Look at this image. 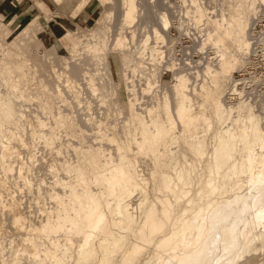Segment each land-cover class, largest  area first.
Masks as SVG:
<instances>
[{
	"label": "bare ground",
	"instance_id": "1",
	"mask_svg": "<svg viewBox=\"0 0 264 264\" xmlns=\"http://www.w3.org/2000/svg\"><path fill=\"white\" fill-rule=\"evenodd\" d=\"M96 1L101 18L67 26L66 52L36 49L47 17L0 31V264H237L264 250V102L234 76L264 47V0ZM187 20L203 28L192 41ZM178 41L199 55L192 74L173 70ZM47 126L86 136L74 165ZM34 143L57 149L51 182Z\"/></svg>",
	"mask_w": 264,
	"mask_h": 264
},
{
	"label": "rangeland",
	"instance_id": "2",
	"mask_svg": "<svg viewBox=\"0 0 264 264\" xmlns=\"http://www.w3.org/2000/svg\"><path fill=\"white\" fill-rule=\"evenodd\" d=\"M63 1H65V0H0V25H1L0 31L1 32L4 31L7 28L6 25L8 26V28L10 30L17 28L16 27L17 21L21 17L23 18V16H26V14H28V17L26 18L25 25L26 24L28 25L29 23L34 21V19L38 16L47 17V18H49V24H48L49 29L39 36V39L36 42V49H38L39 51L42 52L44 49L51 48L53 51H57L58 48H60L61 51L63 50L64 52H66L68 47H69V43H71V41L74 40V37L68 33L69 28L71 30L76 29L77 31L82 30V29L87 31V30L91 29L92 26H94L98 22V20L101 18L102 13H103L102 12L103 8L100 6V2H97L96 0H74L73 1V7L74 8L71 11H68L69 7ZM167 1L168 0H165L164 2L166 3ZM189 2H190V0H188L186 5H189L188 4ZM200 2L203 3V1H201V0H200ZM175 3H177V2H175ZM61 5H63V6H61ZM173 11H174L173 12L174 17L179 18V16L181 15L180 9L179 8L173 9ZM211 12H213V10H207V13H211ZM258 20L259 21H257L256 26L254 27V35H255L256 39H258V36H260L259 34H261L263 29H264V15L261 14V16L259 17ZM185 28L187 29V31H185V34L187 35L186 36L187 41L188 40L192 41V40H194L193 38H196L197 36L199 37L200 36L199 31L203 30L202 26L200 24H194L193 20H187V22L184 24L182 31H184ZM17 30H18V28H17ZM19 31L20 30H18L17 32H19ZM7 33L8 32L6 31L5 34H7ZM179 35H180V31L176 27H174V26L170 27V29H169V37L170 38L177 39L179 37ZM258 41H259V39H258ZM149 42H151V40H149ZM180 42L181 41H178V43L176 42V45L174 46L175 51H177L175 53V55H176L175 57H176L177 61L171 63L174 65L173 70L180 71V70H182V66L184 65L183 67H186L187 73L192 74L193 71L191 69H193L196 66L197 59L199 58V55L196 53H193V54L191 53V54H189V56L188 55L182 56L183 55L182 46H184V45L182 44V42L181 43ZM253 43H255V41H253ZM256 43L258 44V46L254 45V48H253L254 53L253 52H251L252 54L250 53L251 55L249 57V62H248L249 64L247 63L246 65H241L237 69V72L235 73L234 76L236 79H238L236 81L238 90L243 89V90L249 91V92L250 91L253 92V90H254L253 93H256V94H253V96L255 95V97H256L255 100H260V98H261V100H263V102H264V47L261 43L259 44V42H257V41H256ZM116 48L117 47H114V50ZM119 48H120V46H118V49ZM180 48H182L181 51H180ZM162 54H163V52H161V55ZM208 56H209L208 59L212 58L213 52L208 51ZM112 57H115V58H113L112 63H111L113 73L115 75V78H117L118 80H121L122 76H121V70H120L119 62H118L116 56H112ZM187 57H189V58H187ZM168 59H170V58H168ZM166 70L170 71L171 68L168 67V68H166ZM164 76L168 77L167 74H164ZM155 91H157V89L155 88V85H153L151 88L144 90L143 95L142 96L139 95V98L148 97L151 95V93H154ZM260 96H262V97H260ZM257 97H259V98L257 99ZM69 100L67 99L66 102L69 103L68 102ZM234 100H236V93L229 92L228 101L231 102ZM73 101L76 102L75 100H73ZM148 102H149L148 99L144 98L142 100L139 99V101L136 102L135 104L139 105L142 103L141 105H144L145 103H148ZM67 103L63 104V107L60 108L61 112L64 111L65 109H67V105H68ZM80 104L82 105V103H80ZM77 106L80 107V105H77ZM77 106L73 107V104H69L68 109L70 108V111L73 110V112H76L79 109V108L77 109ZM50 121L51 120H46L45 122L49 123ZM50 124H54V122L52 121L49 123V125ZM48 128H49V126L46 127L47 130H48ZM49 130L51 131L52 128H49ZM55 130L57 132H61V134H62L63 129H59L60 131L57 129H53L52 131L54 132ZM72 133L73 132H68V133L62 134L63 135L62 139L59 136L57 137L58 138L57 140H59V138H60V141H58V143L59 142L64 143V145L62 147L63 149L61 148V151H60V153H61L60 156L61 157L63 156L64 161L66 159L68 160V158H66L67 155H68V157L70 155L72 157L74 155V152L76 155V151L73 150L74 152L73 151L69 152L70 149L80 148V150H82L83 147H86L85 146L86 145V143H85V140H86L85 137L86 136L81 137V133H79L78 137H76L74 135V133L73 134ZM70 134H72V135H70ZM172 136H174L173 133H172ZM78 138H79V140H78ZM57 140L55 142V146L58 144ZM65 141H66V144H68L70 142L74 148L71 147L70 143L68 145H66ZM74 141H76V142H74ZM95 141L97 143L99 141V139H96ZM72 143H76V145L72 144ZM36 144H37V146H36ZM31 145H30V147H31ZM33 145L34 146L31 147V153L33 152L32 154L33 155L35 154L34 155L35 160L33 161L35 163H33V165H34V167H37V168L39 167V169H40L39 174H40L41 179H42V176H44L43 178L46 179L47 182H49L50 179H51L50 180V182H51L53 180L51 178L52 176L49 175V177L50 176L51 177H50V179H47L48 177L46 178L45 176L48 174V172L46 174L45 170H43V169H46L47 166L49 165L51 159L53 160V158L56 156V153H55L56 148H55L54 144H53L54 147L52 145H51L52 146L51 148L49 146L46 147V148L49 147L50 150L45 149V147L43 148L42 144L38 145V143H34ZM40 145H41V147H40ZM64 146H65L66 150H65ZM52 148H54V149H52ZM51 149L54 151L55 155H53L54 153ZM67 149H68V152H67ZM43 150H44V152H43ZM83 150H85V148ZM47 151H52V152H47ZM77 151H79V149H77ZM62 152H65L64 155H62L63 154ZM49 153H50V155H49ZM57 155H59V154H57ZM71 157L69 159H72ZM75 157L76 156H74V158ZM47 160L49 163L47 162ZM65 162H67L68 165H70V164L74 165L76 161H75V159H72L70 161L68 160ZM145 164L140 163V165H139L140 167L138 168V169H140L139 171L146 172L147 169H145V168L149 165V161L145 160ZM44 166H46V167H44ZM42 167H44V168H42ZM42 171L45 173H43ZM42 174H45V175H42ZM48 203H50V202L48 201ZM50 204H52V202ZM46 206H47V204H46ZM50 206H52V205H50ZM47 208H50V207L47 206ZM258 248L259 247H257V249H256V251H254V253L252 251H251L252 253L248 254V255L246 253H243L242 255L244 256V258H243V256H241L242 258L241 257L239 258V262L237 264H264V250L261 251ZM5 264H7V263H5ZM22 264H24V263H22Z\"/></svg>",
	"mask_w": 264,
	"mask_h": 264
}]
</instances>
